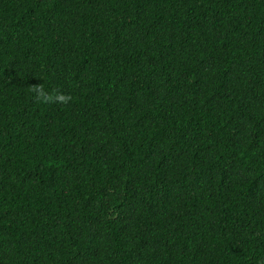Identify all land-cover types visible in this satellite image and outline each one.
I'll return each mask as SVG.
<instances>
[{
    "label": "trees",
    "instance_id": "1",
    "mask_svg": "<svg viewBox=\"0 0 264 264\" xmlns=\"http://www.w3.org/2000/svg\"><path fill=\"white\" fill-rule=\"evenodd\" d=\"M0 264H264V0H0Z\"/></svg>",
    "mask_w": 264,
    "mask_h": 264
},
{
    "label": "clouds",
    "instance_id": "2",
    "mask_svg": "<svg viewBox=\"0 0 264 264\" xmlns=\"http://www.w3.org/2000/svg\"><path fill=\"white\" fill-rule=\"evenodd\" d=\"M190 70V69H189ZM189 74H191V70H190V73Z\"/></svg>",
    "mask_w": 264,
    "mask_h": 264
}]
</instances>
